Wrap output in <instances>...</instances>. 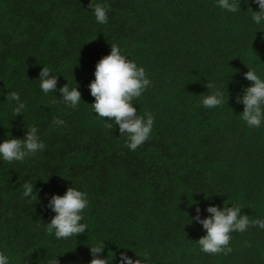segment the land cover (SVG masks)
<instances>
[{"label": "trees", "instance_id": "1", "mask_svg": "<svg viewBox=\"0 0 264 264\" xmlns=\"http://www.w3.org/2000/svg\"><path fill=\"white\" fill-rule=\"evenodd\" d=\"M96 2L110 5L107 24L89 0H0V142L35 125L46 145L23 162L0 157V252L9 264H89L90 247L103 242L100 255L113 252L111 264L121 252H148L150 264H264V229L233 232L231 253L209 254L197 242L205 230L190 222L197 205L201 218L210 215V204L242 205L250 220L264 219V123L248 127L236 99L252 83L248 69L264 79V21L252 20L258 5L240 0L232 13L216 0ZM112 44L152 81L133 101L138 115L155 117L135 151L91 106L88 84ZM43 66L57 75L54 93L40 88ZM206 81L226 86L228 104L203 107ZM65 83L81 92L75 109L59 93ZM13 91L26 104L16 116ZM25 182L38 201L22 195ZM69 186L87 194V229L57 239L45 229L55 215L46 205Z\"/></svg>", "mask_w": 264, "mask_h": 264}, {"label": "clouds", "instance_id": "2", "mask_svg": "<svg viewBox=\"0 0 264 264\" xmlns=\"http://www.w3.org/2000/svg\"><path fill=\"white\" fill-rule=\"evenodd\" d=\"M254 3L258 5L259 10H252V20L260 24L264 21V0H254ZM216 4L219 8L232 13L241 10L240 0H216ZM88 7L94 11L98 23L107 24L109 4L89 0ZM50 73L52 74V70L47 66H43L39 72L40 88L45 94L57 91V75H50ZM244 77L252 83L243 89L242 95L236 98L237 102L243 105L241 119L248 127L258 128L264 123V79L254 70L249 69L244 73ZM151 85L152 81L147 77L145 69L126 58L119 46L115 44L111 45V51L107 55L98 60L95 65L94 79L88 84L90 94L94 97L91 106L95 114L105 121H111L104 124L109 131L114 128V125H118L120 136H126L125 146L131 151L137 150L148 141L153 130L155 120L153 114L147 111L143 115H138L137 108L133 105V101L141 98ZM205 87L212 91L201 98L203 107L216 108L228 104L229 93L226 86H218L215 82L206 81ZM59 93L63 102L72 109L77 108L82 101L77 83L76 87L71 89L65 83L59 88ZM7 99L16 101V106L13 108L14 116L23 113L26 104L20 99L19 93L13 91L8 94ZM51 102L59 101L53 98ZM64 123L59 118L53 120L54 126L64 125ZM45 148L46 145L38 134V128L33 125L27 129L23 138L12 137L9 134V138L0 142V157L9 163L23 162L27 157ZM38 192V189H34L33 183L23 184L22 195L29 198V203L39 200ZM46 207L55 213L50 222L44 223L49 235L54 234L57 239H67L85 233L87 225L81 223L82 213L89 207L85 192L69 186L63 195L52 194ZM242 208V205L219 207L210 204L206 207L210 215L201 218V210L198 205L196 206V215L190 218V222L195 220L205 230V234L197 240L203 252L227 255L232 252L231 233L245 232L250 226L264 229V219L250 220L247 214L241 212ZM104 247L103 242L90 247L92 258L89 264H111L115 254L111 252L110 257L109 254L102 257L100 253ZM136 256L137 259H132L121 252L116 264H150L148 252L136 254ZM0 264H9V257L4 252H0ZM51 264H58L57 257Z\"/></svg>", "mask_w": 264, "mask_h": 264}]
</instances>
